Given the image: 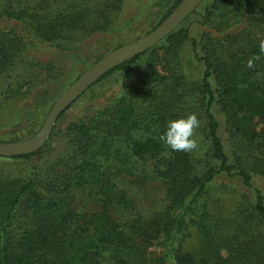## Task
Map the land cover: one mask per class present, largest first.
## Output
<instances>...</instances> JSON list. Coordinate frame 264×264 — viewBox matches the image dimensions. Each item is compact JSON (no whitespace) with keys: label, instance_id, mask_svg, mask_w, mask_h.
Returning a JSON list of instances; mask_svg holds the SVG:
<instances>
[{"label":"trees","instance_id":"trees-1","mask_svg":"<svg viewBox=\"0 0 264 264\" xmlns=\"http://www.w3.org/2000/svg\"><path fill=\"white\" fill-rule=\"evenodd\" d=\"M125 1L0 0V119L59 71L29 49L48 45L89 68L103 55L82 58L78 45L114 38ZM112 79L120 85L99 100ZM39 99L1 143L38 133L50 110ZM84 99L37 152L0 157V264H264V0H205L74 104ZM193 112L198 148L171 150L167 122Z\"/></svg>","mask_w":264,"mask_h":264},{"label":"rangeland","instance_id":"rangeland-1","mask_svg":"<svg viewBox=\"0 0 264 264\" xmlns=\"http://www.w3.org/2000/svg\"><path fill=\"white\" fill-rule=\"evenodd\" d=\"M173 1L174 0H126L124 2L121 14L118 16L117 20L113 22L112 25L113 33L115 34L114 38L108 35L90 37L89 39L81 42L78 45L80 55L82 56V58H85L87 50L94 52L93 55H96L97 52L100 55H105L113 51V48H115L118 44H122L121 42L126 41L127 44L146 35L160 19L168 5ZM187 20H185L182 25ZM1 24L2 21H0V26ZM123 45H125V43ZM108 50L110 51L108 52ZM68 55L69 54L58 52L48 45H42L39 46L38 49L28 50V56L30 58H32L36 62L44 64L45 66H54V68L59 71H55L52 75H44L42 76V78L40 77V83L38 84L35 81L30 83V85L33 87H31V95L29 97V100L25 102L21 101L19 103H15L16 109L14 110L11 117L13 119H10L9 117L0 119V124L2 126L6 124L7 126L4 129H0V139L9 141V136L19 135L20 128L29 125V119L27 120L26 117L20 116L24 112H31L33 110L34 99L36 96L41 97V99L38 100L40 108H51L58 96L69 85H71V83H73V81L83 71L87 69L86 65L77 63L75 56L73 57L71 54V56ZM190 73L192 75L191 77H194L191 69ZM38 74L39 72L33 70L29 81H32V79L35 78V76ZM53 76L56 77V80H48ZM119 85L120 84L116 79L109 80L99 85L96 89L99 100H101L108 92L116 89ZM88 104L89 101L87 99L81 100V103H73V105L68 108L69 110L64 114V116L55 122L52 130L54 129V127L63 129L69 123L71 117H73L79 110L82 111L84 109V106H87ZM4 114L5 113H2L1 116H4ZM14 122L15 124H13L11 127H8ZM48 139L46 140V142L48 141ZM51 147L52 150L59 151L62 148V144H60V142H54ZM45 156H50V153L46 154Z\"/></svg>","mask_w":264,"mask_h":264},{"label":"water","instance_id":"water-1","mask_svg":"<svg viewBox=\"0 0 264 264\" xmlns=\"http://www.w3.org/2000/svg\"><path fill=\"white\" fill-rule=\"evenodd\" d=\"M205 0H182L177 8L158 27L146 35L103 55L83 71L55 100L42 127L32 138L0 143V157L13 158L37 152L50 136L57 118L104 74L119 64L146 52L176 31Z\"/></svg>","mask_w":264,"mask_h":264},{"label":"clouds","instance_id":"clouds-1","mask_svg":"<svg viewBox=\"0 0 264 264\" xmlns=\"http://www.w3.org/2000/svg\"><path fill=\"white\" fill-rule=\"evenodd\" d=\"M258 56H253L247 60V68H253L254 61ZM201 126L196 113H188L185 116L171 119L167 122L160 139L173 151L192 152L198 148L196 130Z\"/></svg>","mask_w":264,"mask_h":264}]
</instances>
